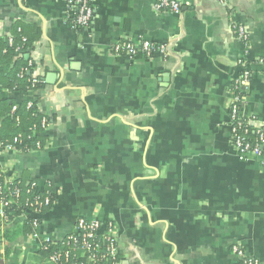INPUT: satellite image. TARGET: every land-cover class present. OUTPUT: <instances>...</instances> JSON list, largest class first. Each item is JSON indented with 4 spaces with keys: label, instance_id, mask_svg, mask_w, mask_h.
Returning <instances> with one entry per match:
<instances>
[{
    "label": "crops",
    "instance_id": "obj_1",
    "mask_svg": "<svg viewBox=\"0 0 264 264\" xmlns=\"http://www.w3.org/2000/svg\"><path fill=\"white\" fill-rule=\"evenodd\" d=\"M70 1L0 0V38L39 30L25 54L50 119L49 145L3 151L0 171L53 196L35 234L3 243V264H54L39 246L79 218L114 223L119 264H242L234 246L264 264V165L229 142L240 60L241 115L264 124V0H180L178 14L156 0H91L77 31ZM125 40L165 51L113 55Z\"/></svg>",
    "mask_w": 264,
    "mask_h": 264
},
{
    "label": "trees",
    "instance_id": "obj_2",
    "mask_svg": "<svg viewBox=\"0 0 264 264\" xmlns=\"http://www.w3.org/2000/svg\"><path fill=\"white\" fill-rule=\"evenodd\" d=\"M23 37L25 41L22 40ZM38 37L39 30L36 27L18 24L10 36L0 38V143H2L0 154L6 144H11L13 151L24 152L27 148H34L37 141L44 143L47 139L46 133L40 132V120L46 118L49 123L50 119L42 110H37L39 97L36 93L43 88V81L40 76L34 74L35 64L32 62L28 66V60L23 58L25 53L30 52L33 40ZM9 39L12 40L11 44L8 43ZM24 67L27 71L19 77L17 74ZM35 78L38 81L32 84L31 80ZM28 102L31 103L29 107ZM16 136L17 141L13 142ZM255 137V132L249 130L247 139L253 140ZM32 184H35V181L26 174L13 176L0 171V199L6 202L2 207L3 216L0 217V222L6 225L12 223L8 227L0 228V249L3 243L9 244L19 237L31 234L33 231L31 223L35 220L40 222L39 217L32 215L22 221L18 220L28 209L29 203L43 196L49 198L50 204L53 202V196L47 189H39L36 184L32 188ZM99 230L102 231L104 228L100 226ZM59 245L60 243L52 245L45 242L38 249V253L48 258ZM10 251V247H6L2 253L0 252V259L7 258ZM86 256V253H77V258L73 262H84Z\"/></svg>",
    "mask_w": 264,
    "mask_h": 264
},
{
    "label": "built area",
    "instance_id": "obj_3",
    "mask_svg": "<svg viewBox=\"0 0 264 264\" xmlns=\"http://www.w3.org/2000/svg\"><path fill=\"white\" fill-rule=\"evenodd\" d=\"M91 0H78L75 3H70V10L68 12V19L70 20L69 26L73 30H79V28L87 26L92 17ZM156 10L169 11L174 14H178L181 8L180 0H156L154 5ZM234 35L237 40L243 42L246 45L247 35L242 27L237 26L234 28ZM25 41V38H22ZM8 43L11 44L12 40L9 39ZM165 51L164 46H156L152 43L144 40L139 41H118L112 47V53L115 56L125 54L128 57L134 56L138 52H142L147 56H152L155 52ZM246 62V61H245ZM240 65L244 66V71L234 79L235 94L231 97L230 103V134L229 142L234 150L239 154L240 159H247L249 156L257 157L264 165V124L258 121L246 120L241 115L239 104L241 102V93L249 80V72L246 65L242 60L239 61ZM31 62L28 59V66ZM27 68H21L18 72V76L21 77ZM38 80L32 79L31 83L34 84ZM31 106V103H27V107ZM15 107L12 108L14 110ZM37 110L41 111L40 106H37ZM46 118L40 120V132H45L48 128ZM249 130L255 132L256 137L253 140L247 139V133ZM17 136L13 138V142L17 141ZM49 145V138L44 143L37 141L34 148H27L24 152H32L45 148ZM2 146V143H0ZM3 151L12 150L11 144H6L3 147ZM35 184H32V188ZM8 203V202H7ZM10 203V202H9ZM6 205V202L0 199V217L3 216L2 207ZM50 205L48 197L35 198L34 202L29 203V207L26 212L19 216L20 220L27 218L25 215L29 212L32 216L38 217L43 211ZM40 222L36 220L31 223L32 233L35 234ZM101 224L97 219L86 220L79 218L73 231L60 240L45 241L52 245L60 243L58 248L53 249L48 257L54 264H119L118 260V242L115 235V225L112 221H108L104 227V230H99ZM30 234V235H31ZM100 234V236H99ZM43 242V243H45ZM42 243V244H43ZM39 246V249L42 247ZM233 254H235L242 262V264H259L257 260L246 258L243 256L241 250L234 246L232 248ZM77 253H86V259L84 262H73L77 258Z\"/></svg>",
    "mask_w": 264,
    "mask_h": 264
},
{
    "label": "water",
    "instance_id": "obj_4",
    "mask_svg": "<svg viewBox=\"0 0 264 264\" xmlns=\"http://www.w3.org/2000/svg\"><path fill=\"white\" fill-rule=\"evenodd\" d=\"M23 58L25 59V60H28L29 59V54H24L23 55ZM0 264H3V261L0 259Z\"/></svg>",
    "mask_w": 264,
    "mask_h": 264
},
{
    "label": "rangeland",
    "instance_id": "obj_5",
    "mask_svg": "<svg viewBox=\"0 0 264 264\" xmlns=\"http://www.w3.org/2000/svg\"><path fill=\"white\" fill-rule=\"evenodd\" d=\"M2 252H3V251H2ZM2 252H1V253H2ZM3 261H5V263H6V262H7V258L3 259Z\"/></svg>",
    "mask_w": 264,
    "mask_h": 264
}]
</instances>
